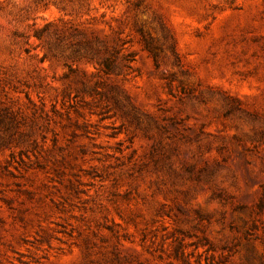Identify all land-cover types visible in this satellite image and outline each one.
<instances>
[{"label":"rangeland","instance_id":"1","mask_svg":"<svg viewBox=\"0 0 264 264\" xmlns=\"http://www.w3.org/2000/svg\"><path fill=\"white\" fill-rule=\"evenodd\" d=\"M0 264H264V0H0Z\"/></svg>","mask_w":264,"mask_h":264}]
</instances>
